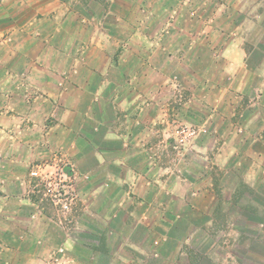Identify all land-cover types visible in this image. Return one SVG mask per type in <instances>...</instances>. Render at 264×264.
Masks as SVG:
<instances>
[{
    "label": "crops",
    "instance_id": "0c3cea01",
    "mask_svg": "<svg viewBox=\"0 0 264 264\" xmlns=\"http://www.w3.org/2000/svg\"><path fill=\"white\" fill-rule=\"evenodd\" d=\"M254 3L0 0V264H50L46 243L57 241L72 259L62 264H151L165 193L179 201L184 192L166 184L171 167L159 159L174 135L166 129L180 121L168 83L178 75L210 84V110L243 91L250 75L251 89L264 91V0ZM206 52L214 66L201 65ZM220 70L231 78H215ZM206 141L197 146L204 156ZM62 161L74 164L80 200L91 208L77 215L76 237L37 211L32 193L36 164ZM193 185V193L213 194L211 181ZM105 202L110 211L100 215Z\"/></svg>",
    "mask_w": 264,
    "mask_h": 264
},
{
    "label": "rangeland",
    "instance_id": "374dc122",
    "mask_svg": "<svg viewBox=\"0 0 264 264\" xmlns=\"http://www.w3.org/2000/svg\"><path fill=\"white\" fill-rule=\"evenodd\" d=\"M253 5L254 0H249V10ZM248 14L245 13V18L252 20V14ZM232 17L233 21H236L237 15L235 16L234 12ZM225 18L226 15L222 17L223 20ZM247 31L250 33L249 28ZM252 36L249 35V39L253 40ZM262 40L264 41V36ZM206 53L208 60H203L201 65L214 66L217 60L210 61L209 54ZM261 62L263 64L264 60ZM214 77L223 81L231 78L230 74L223 70ZM251 79L250 75L247 78L248 84L239 94L237 92L226 94L228 97L227 100L224 99L226 103L224 102L223 106L216 108L212 105L213 110H210L209 102L203 100L205 94L209 99L216 93L209 90L210 84H199L195 82L196 80L184 79L178 75L168 83L172 85L171 99L174 103L171 105L180 113V121L166 129L167 133L173 132L174 135L166 138V141H172L170 144L166 143L165 152L159 159L171 167L165 174L169 177L165 178L166 184L171 185L173 190L174 185L184 186L176 189L179 193L184 192L178 195L182 197L179 201H173L171 194L165 193L166 204L162 211L164 224L158 226L161 240L158 244L151 243V251L147 253V259L151 264H172L176 258L182 261L191 260L193 264H237V261H240L238 264H264V245L261 244L264 241V91L252 90ZM189 86L193 87L192 92L195 91L194 98L189 97L192 94L188 90ZM200 91V96H197V92ZM208 113L215 114L206 119ZM184 126L195 127L197 135L195 138L186 139L187 143L183 146L179 140L180 131ZM221 136L226 138V143ZM204 141L211 144L205 156L198 150ZM177 154L187 166L186 169H181L182 171L178 166H174L177 163ZM52 164L42 162L36 164L34 169L39 167H47L53 171L60 168L70 169L69 181L76 199L71 208L61 209L51 201L49 195L45 196L46 189L41 179L32 175L31 170L30 175L34 179L32 193L38 198L37 211L43 207L52 215L54 225L58 222L65 229H70L68 232L76 237L81 231L83 233V230L79 229L82 224L76 218L77 215H86L87 212L90 213L91 208H85V204L80 200L74 164L68 161ZM204 167L209 172L200 173L204 171L201 170ZM204 180L213 184L211 197L204 189H201L200 193H193L196 191L195 185L188 190V186L194 184V181ZM189 194L190 198H187L186 195ZM108 206L110 207V204L106 202L101 204L100 215L110 211ZM111 213L113 215L114 209ZM154 230L153 232H156V229ZM62 242L46 243L47 263L62 264L65 261H72L69 259V250L67 251ZM252 245L254 251H250ZM60 248L64 250L60 251ZM72 251L76 256L77 248L74 247ZM255 251L262 257L260 260L250 253ZM157 253L159 255H156ZM105 258L99 260L104 261Z\"/></svg>",
    "mask_w": 264,
    "mask_h": 264
},
{
    "label": "built area",
    "instance_id": "2783aa9c",
    "mask_svg": "<svg viewBox=\"0 0 264 264\" xmlns=\"http://www.w3.org/2000/svg\"><path fill=\"white\" fill-rule=\"evenodd\" d=\"M197 131L195 127L184 126L180 131V144L184 146L187 143L188 138H195ZM178 148L179 145H176ZM31 174L37 176L41 179L46 192L45 196L49 195L51 201L61 207V209L71 208L72 203L76 199V194L74 193L70 178V169L60 168L58 170H50L47 167H39L38 169H33ZM63 251V248L59 249Z\"/></svg>",
    "mask_w": 264,
    "mask_h": 264
}]
</instances>
